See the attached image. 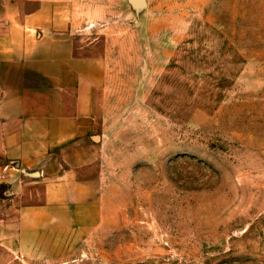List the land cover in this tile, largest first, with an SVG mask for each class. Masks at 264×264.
Returning <instances> with one entry per match:
<instances>
[{"label":"rangeland","instance_id":"374dc122","mask_svg":"<svg viewBox=\"0 0 264 264\" xmlns=\"http://www.w3.org/2000/svg\"><path fill=\"white\" fill-rule=\"evenodd\" d=\"M48 1L105 65L94 210L23 247L0 194V264H264V0Z\"/></svg>","mask_w":264,"mask_h":264},{"label":"crops","instance_id":"0c3cea01","mask_svg":"<svg viewBox=\"0 0 264 264\" xmlns=\"http://www.w3.org/2000/svg\"><path fill=\"white\" fill-rule=\"evenodd\" d=\"M23 1L37 7L0 21V194L16 206L24 247L47 244L94 210L88 173L106 72L101 58L79 54L66 14L48 0Z\"/></svg>","mask_w":264,"mask_h":264},{"label":"water","instance_id":"95a60500","mask_svg":"<svg viewBox=\"0 0 264 264\" xmlns=\"http://www.w3.org/2000/svg\"><path fill=\"white\" fill-rule=\"evenodd\" d=\"M133 3H135L136 5L142 4L144 3V0H131ZM95 139H99V136H94ZM37 173V172H36Z\"/></svg>","mask_w":264,"mask_h":264}]
</instances>
